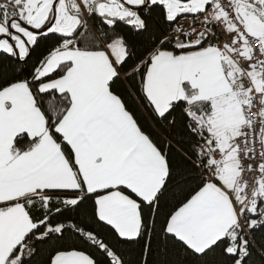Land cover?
<instances>
[{"label":"snow or ice","instance_id":"obj_1","mask_svg":"<svg viewBox=\"0 0 264 264\" xmlns=\"http://www.w3.org/2000/svg\"><path fill=\"white\" fill-rule=\"evenodd\" d=\"M51 38L0 70V264H264V0H0V55Z\"/></svg>","mask_w":264,"mask_h":264},{"label":"trees","instance_id":"obj_2","mask_svg":"<svg viewBox=\"0 0 264 264\" xmlns=\"http://www.w3.org/2000/svg\"><path fill=\"white\" fill-rule=\"evenodd\" d=\"M153 16L156 17L157 13L153 12ZM93 23V22H92ZM157 26L156 21H150V27L155 28ZM122 31L133 43L137 48H141L144 44L145 37H139L132 34L128 27L121 24L119 29ZM54 38L41 40L40 46L36 48L31 56L28 58L27 63L21 61L17 63L15 60H11L6 56L0 55V70L6 72L8 75H15L17 73H21L22 75H27L31 70L33 65L41 58L42 54H44L48 48H50L54 44ZM119 91L124 96L126 102L128 103L129 107L134 110L136 117L144 128L145 131L148 132H158L160 135L167 136L168 133L160 127V124L154 120L151 116V113L147 110H142L140 106L137 104L134 97H131L127 93V87L124 83L119 85ZM183 192L180 189H176L174 193L170 194L166 201L163 202L162 207L160 209L159 214L157 215L156 219L157 222H163L165 215L169 212L174 210V206H178V200L183 196ZM93 210L92 201L89 200L86 202L81 209V216L85 219H90L91 213ZM73 216L75 214H72ZM96 230L101 234V236L107 237L109 241L112 240L110 230L105 228L103 225H93ZM261 237V233H257L258 240ZM142 245L137 244H128V245H121L122 250L125 254V259L128 261V264H138L140 260V248ZM154 256L156 259H160L162 256V248L159 244H154ZM97 259L103 262V257L96 253ZM253 260L256 264H260L259 257L254 256Z\"/></svg>","mask_w":264,"mask_h":264},{"label":"built area","instance_id":"obj_3","mask_svg":"<svg viewBox=\"0 0 264 264\" xmlns=\"http://www.w3.org/2000/svg\"><path fill=\"white\" fill-rule=\"evenodd\" d=\"M89 23H92V21H89Z\"/></svg>","mask_w":264,"mask_h":264}]
</instances>
